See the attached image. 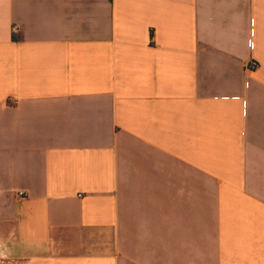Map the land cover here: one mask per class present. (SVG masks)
Returning a JSON list of instances; mask_svg holds the SVG:
<instances>
[{
  "label": "crops",
  "instance_id": "crops-1",
  "mask_svg": "<svg viewBox=\"0 0 264 264\" xmlns=\"http://www.w3.org/2000/svg\"><path fill=\"white\" fill-rule=\"evenodd\" d=\"M0 264H264V0H0Z\"/></svg>",
  "mask_w": 264,
  "mask_h": 264
}]
</instances>
